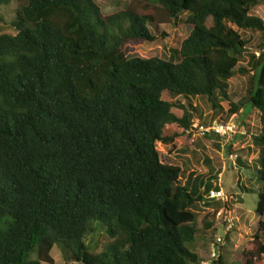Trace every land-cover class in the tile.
I'll use <instances>...</instances> for the list:
<instances>
[{
	"label": "trees",
	"instance_id": "1",
	"mask_svg": "<svg viewBox=\"0 0 264 264\" xmlns=\"http://www.w3.org/2000/svg\"><path fill=\"white\" fill-rule=\"evenodd\" d=\"M12 2L0 27V264H53L55 246L67 264H200L189 247H199L198 208L220 202L201 177L181 182L156 148L201 121L191 98L259 113L264 214V21L253 10L264 0H128L108 15L93 0H0V10ZM182 14L190 32L169 58L126 56L127 41L153 42L152 28ZM244 31L258 34L256 51ZM237 73L249 86L233 103ZM95 222L108 238L100 251L87 241ZM243 256L212 264H264L260 238Z\"/></svg>",
	"mask_w": 264,
	"mask_h": 264
},
{
	"label": "rangeland",
	"instance_id": "2",
	"mask_svg": "<svg viewBox=\"0 0 264 264\" xmlns=\"http://www.w3.org/2000/svg\"><path fill=\"white\" fill-rule=\"evenodd\" d=\"M100 8L103 15L112 14L124 8L128 0H93ZM17 2L5 6L0 10V27H7L14 17ZM264 21V4L256 6L254 9ZM186 15H180L178 21L173 20L166 24H159L152 28V33L156 36L153 42L143 40L127 41L124 44V52L127 57H161L169 58L174 50H177L180 43L190 32V26L184 23ZM8 28V27H7ZM6 32L14 33L12 29H5ZM243 36L250 40V51H256L260 38L256 32L244 31ZM246 66L245 63H240ZM237 65L236 69L241 66ZM249 86L248 76L237 73L229 81V96L233 103H237L247 93ZM185 106L190 103L183 97L177 99ZM191 103L196 104L198 116L201 123L212 125L215 121H232L236 125V133L226 138H220L213 134L209 137L195 134L179 139L175 146L157 143L156 148L160 160L164 163H172L180 166L181 182H185L189 173L192 178L203 180V184L219 182L228 200L225 205L232 210V228L226 234L227 238L221 245V258L223 261L241 262L244 261L243 253L247 242L255 238H260L264 243V214L259 215L256 211L258 194L263 189V183L257 178V163L254 162L256 152L252 148L251 137L260 130L259 113L252 109L242 107L235 114L228 113L226 102L222 101V110L214 111L204 98H191ZM193 106V105H192ZM239 163L242 167L239 166ZM218 184V183H217ZM216 186V185H215ZM203 187V185H202ZM201 191L200 187H194ZM216 188V187H215ZM218 188V187H217ZM220 202V201H219ZM224 204L220 202V207ZM220 207L198 208L196 225L199 233L196 236L199 247L190 244L189 247L203 254V261L200 264H212L217 259L211 258L212 244L217 234L225 236L221 227V222L215 219L214 210ZM212 222L213 226L207 228L205 224ZM102 224L95 222L93 232L87 236V241L92 245V249L100 251L108 238L102 230ZM53 264H67L63 259L61 250L55 246L51 251ZM45 264V263H42ZM75 264V263H71Z\"/></svg>",
	"mask_w": 264,
	"mask_h": 264
},
{
	"label": "built area",
	"instance_id": "3",
	"mask_svg": "<svg viewBox=\"0 0 264 264\" xmlns=\"http://www.w3.org/2000/svg\"><path fill=\"white\" fill-rule=\"evenodd\" d=\"M190 135L195 136V134H213L215 136H218L220 138H226L229 135L236 133V125L232 121H215L212 125H205L201 123L199 120H194L192 127L190 128L189 132ZM207 200L209 201H220L223 204L227 202L228 197L225 195L222 188L216 189H210L209 193L206 196ZM214 217L216 220L221 222V227L219 229L223 231V233L226 234L231 230L232 228V210L228 207L222 206L217 210H214ZM225 236L217 234L215 237V240L212 244V253L211 258L218 259L221 252V245L224 243Z\"/></svg>",
	"mask_w": 264,
	"mask_h": 264
},
{
	"label": "crops",
	"instance_id": "4",
	"mask_svg": "<svg viewBox=\"0 0 264 264\" xmlns=\"http://www.w3.org/2000/svg\"><path fill=\"white\" fill-rule=\"evenodd\" d=\"M195 105H196V104H193V106H195ZM189 174H190V173H189ZM189 174H188V175H189ZM187 177H188V176H187ZM217 183H218V184H217ZM215 185H216V186H215ZM215 187H216V188L218 187L217 189L221 188L219 182H214L213 187H211V189H213V188H215ZM202 189H203V188H202Z\"/></svg>",
	"mask_w": 264,
	"mask_h": 264
},
{
	"label": "clouds",
	"instance_id": "5",
	"mask_svg": "<svg viewBox=\"0 0 264 264\" xmlns=\"http://www.w3.org/2000/svg\"><path fill=\"white\" fill-rule=\"evenodd\" d=\"M217 189V188H216Z\"/></svg>",
	"mask_w": 264,
	"mask_h": 264
}]
</instances>
